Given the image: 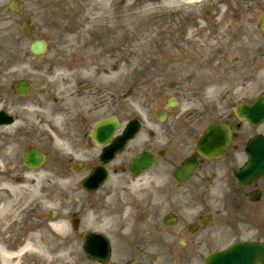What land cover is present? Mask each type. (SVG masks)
<instances>
[{
    "label": "flooded vegetation",
    "instance_id": "obj_1",
    "mask_svg": "<svg viewBox=\"0 0 264 264\" xmlns=\"http://www.w3.org/2000/svg\"><path fill=\"white\" fill-rule=\"evenodd\" d=\"M215 45L209 58L212 67L208 82L211 86L200 82L188 92L191 93L189 97L197 100L214 95L211 104L202 106V112L207 116L226 119L232 117L234 98L220 93L224 90L215 93L221 89L226 72L232 69L231 50L223 43L215 42ZM249 53L246 54L248 63L252 65L249 70H253L255 64L263 65L260 61L263 52L258 44ZM79 77L80 74L76 73L75 79L68 84L75 89L66 100L72 116L64 123L65 160L57 163V169L53 170L62 177L63 185L59 187L60 193L54 191L50 196L51 203L61 210L57 216H66L61 224L62 229H59L63 233L53 232L52 235L68 243L71 256L78 258L81 255L77 248L82 233L71 226L70 213L75 214L78 222L85 209L97 231L108 236L110 242L121 243L119 246L111 244L106 262L85 264H196L211 250L216 239L232 230L231 226H222L214 222L213 216L209 217L207 209L215 204L207 196L209 189L224 195V206L234 209L241 207V219L245 226L243 231L251 233L254 240L264 241V175L250 184L241 185H237L230 175L237 167L246 168V144L256 135L264 136V121L257 125L247 121L240 123L232 147L220 158L203 161L187 180L174 182L172 170L190 151L203 124V113L191 111L178 117L180 108H170L166 113L167 120L157 121L151 119V112L147 109L151 100L145 98L146 116L142 112L138 133L125 144L122 152L113 154L108 163H101L98 158L109 154L103 152V145L91 141L89 133L95 120L103 116L104 104L98 101L97 90L90 97L83 95ZM173 86L183 91V85ZM10 88L14 91L6 87L3 89V95L10 98L3 108L13 113L16 121V108H24L23 96L17 93L13 85ZM128 90L129 93L133 91ZM112 92L114 95L106 103V110L109 111L107 114L116 117L118 123L111 138L114 140L122 133L127 121L136 116L134 106L137 98L131 95L121 99L118 82H115ZM250 100L247 96L243 99L246 101L244 103ZM125 101L127 107L124 106ZM157 103L161 106L159 101ZM35 105L39 106L38 99H35ZM144 151H149L155 157L154 169L150 167L132 176L128 169L129 162ZM97 167L105 168L108 176L101 185L88 191L81 187L80 182ZM256 193H259L258 200L250 201L248 195Z\"/></svg>",
    "mask_w": 264,
    "mask_h": 264
},
{
    "label": "rangeland",
    "instance_id": "obj_2",
    "mask_svg": "<svg viewBox=\"0 0 264 264\" xmlns=\"http://www.w3.org/2000/svg\"><path fill=\"white\" fill-rule=\"evenodd\" d=\"M16 1L18 9L17 11H13L8 6L10 0H0V74L3 76L7 75L8 77L13 74L28 77L31 79L34 88H40L43 85L63 84L67 66L69 65H73L72 67L76 65L78 67L82 66V68H87L89 71L98 66L102 68L103 63L100 64V62L103 59L101 58L106 59V61H113V63L119 62L118 68H122L121 72L128 67V71L135 72L136 75L140 73L146 74L144 78L147 80L156 78L159 75L175 73L173 71L174 65L179 64L171 59L176 57L177 51H181L182 44L185 42V38H181V33L185 37L186 34H189L187 32L191 33L197 28L200 30L203 27H207V24L202 21L205 15L211 9H225V6L223 4L219 5V1L216 2V0H138L135 2L137 3L135 9L131 10H128L126 6L135 0ZM235 1L236 3L232 2L230 4L233 6L241 4L238 0ZM109 5L113 10H118L117 18L126 19V22H131L129 30L132 34L131 40H128L126 35L124 38L120 36L122 38L118 39L115 43L116 45L111 48L105 46H109L108 41L113 40L112 38L116 36L117 31L106 36L104 26H93L89 29V25H105L110 24L111 20H115L112 17L110 20L105 16L112 12L110 8L108 9ZM131 12L135 13L136 16H130ZM86 15L96 19L103 17L104 22L98 20L95 22L84 21V16ZM142 15L151 16L143 19ZM23 20L30 22L33 29L32 35L29 36L25 28H22L21 23ZM89 30L92 32H89ZM34 37H43L48 42V49L43 56L39 57L40 60L38 58V60H33L28 49L29 42ZM72 37H75V39L73 40ZM79 37H86L88 40H92L93 47L90 45L89 48L95 52H101V56H95L97 58L91 59L83 58L78 52L80 56L76 53H73L74 55L71 56L69 49L72 46L76 48L79 45L80 40L79 42L77 40ZM117 38H119V35ZM71 43L75 45H71ZM138 44H142L144 47V55L138 51L140 48H135ZM131 46H133V51L128 55L127 50ZM159 47H161L162 53L158 52ZM69 57L75 59L69 61ZM118 57L121 61L117 60ZM109 58H113L114 60ZM33 69H36V71H33ZM50 69H55L53 71L55 72L54 74L60 76L53 79L49 75ZM114 72H116V68ZM85 79H95L96 82L102 81V78L96 77ZM135 79L139 89L138 84L140 81L137 80L139 78L136 76ZM56 89H58L59 94H62L64 91L63 88L60 90L56 87ZM45 106L47 107V104L39 110V114H36V118L38 115L40 118L28 123L33 128L32 132H39L40 139L44 141L37 143L33 139H26L24 142L19 143V145H15L16 149H14L13 153L11 151L7 154L3 151L7 157L5 158V155L0 158V180H11V182L15 183L22 182L21 175L25 168L21 162V155L24 147L32 144L46 146V130L38 127L40 119L45 116ZM47 108L49 112L50 105ZM8 140L11 141V136H9ZM4 145L5 143H2V148ZM11 148L13 149L14 146H11ZM18 177H21V180ZM43 181L45 182L41 189H44L42 195H40L41 197L45 195L44 191L48 194L50 190L49 185L53 184L55 178L49 176L48 178H43ZM24 190L21 189V191ZM40 205L38 209L33 207L29 210V213L26 212L22 216L20 226L25 225L26 228L33 226L41 230V225H44V222L39 221L35 214L37 211H47V206ZM21 229L22 227H19L20 232L18 235L22 233ZM14 230L12 229L9 232ZM42 232L43 234L40 233L42 236L40 241L46 244L43 241V237H45V241L48 239L47 231ZM16 235L15 233L14 236ZM47 258L49 256L44 257L33 253L29 255L28 253L23 258L21 264H45L47 263Z\"/></svg>",
    "mask_w": 264,
    "mask_h": 264
},
{
    "label": "bare ground",
    "instance_id": "obj_3",
    "mask_svg": "<svg viewBox=\"0 0 264 264\" xmlns=\"http://www.w3.org/2000/svg\"><path fill=\"white\" fill-rule=\"evenodd\" d=\"M138 0H135L129 4H127L126 8L128 10L135 9V6L137 3H135ZM110 8V5L108 6V9ZM112 12L109 13V15H105L109 19L112 17L115 20H111L112 22L110 24L105 25H89V29L93 26H104L105 34L111 35L117 31V34L113 40L108 41L109 46H105L107 48H111L118 39L124 38L126 35L128 40H131V32L129 30V25L131 24L130 21L126 22V19L117 18L118 16V10H113L110 8ZM130 16H136L135 13H130ZM143 19L149 18L151 15H142ZM84 21L88 22H95L100 21L104 22L103 17H99V19L89 17V15L84 16ZM89 32H92L89 30ZM130 32V33H129ZM129 33V34H128ZM121 34V35H120ZM128 34V35H127ZM119 35V38L117 36ZM122 36V37H120ZM125 36V37H126ZM73 40L75 37H72ZM136 39V38H135ZM71 40V39H70ZM79 45L75 48L74 46L69 49L70 53L78 52L81 57L83 58H97L101 56V52H95L92 49H89V46H92V40H88L86 37H79L77 38ZM134 42V41H133ZM132 42V43H133ZM71 45H75L71 43ZM93 47V46H92ZM133 46L129 47L127 50V54L130 55L133 51ZM136 49L140 48L138 51L144 55L145 49L142 46V44H138ZM79 50V51H78ZM139 55V54H136ZM97 56V57H95ZM106 63H110L106 61ZM99 77L102 78H111L113 71L111 69L105 70L104 68H98L96 70ZM58 116L55 119V122L57 121ZM6 128H3L4 130ZM1 130V131H2ZM12 145H10L8 148L3 147L0 143V158L4 157L7 153L9 154L11 151L14 152V148H11ZM5 151V153H3ZM3 155H2V154ZM7 155L5 156V158ZM46 173L42 170H39L38 172L33 171H27L25 173V182L21 186H16L15 184L11 183L9 180H0V263L1 264H20V261L22 262V257L24 254L29 252V255L37 254L44 256L45 251L43 247V243L40 241L42 239V236L40 232L37 231H31L25 233V236L21 238V242L16 246L12 247L9 244V231L12 229L17 230L19 224L21 223L20 216H23L26 212H28L29 208L36 207L40 199L38 198V189L42 186V178L45 176ZM21 189H25L24 191H21ZM20 217V219H19ZM2 235V236H1ZM4 238V241H2ZM43 241L48 245L49 243L46 242L43 238Z\"/></svg>",
    "mask_w": 264,
    "mask_h": 264
},
{
    "label": "water",
    "instance_id": "obj_4",
    "mask_svg": "<svg viewBox=\"0 0 264 264\" xmlns=\"http://www.w3.org/2000/svg\"><path fill=\"white\" fill-rule=\"evenodd\" d=\"M43 42L42 41H35L31 48L34 52L36 53H40L42 50H43ZM40 160V156L35 153V152H32L31 150H29L26 154V156L24 157V161L26 164L30 165V166H34L38 163V161Z\"/></svg>",
    "mask_w": 264,
    "mask_h": 264
}]
</instances>
